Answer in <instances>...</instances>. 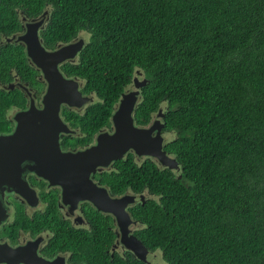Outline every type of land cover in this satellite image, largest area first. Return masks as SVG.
I'll return each instance as SVG.
<instances>
[{
    "label": "trees",
    "instance_id": "16d2710c",
    "mask_svg": "<svg viewBox=\"0 0 264 264\" xmlns=\"http://www.w3.org/2000/svg\"><path fill=\"white\" fill-rule=\"evenodd\" d=\"M39 1L52 7L45 43L89 35L64 67L97 99L74 121V146L110 127L137 70L135 125L167 109L163 134L176 137L165 149L179 171L129 152L104 172L117 193L149 194L131 209L145 247L165 264H264V0ZM80 248L87 264H146L112 257L98 232Z\"/></svg>",
    "mask_w": 264,
    "mask_h": 264
},
{
    "label": "flooded vegetation",
    "instance_id": "af4514ba",
    "mask_svg": "<svg viewBox=\"0 0 264 264\" xmlns=\"http://www.w3.org/2000/svg\"><path fill=\"white\" fill-rule=\"evenodd\" d=\"M8 1L11 0H0V138L10 137L21 129L18 116L33 108L42 111L45 107L48 83L42 69L29 56L28 44L24 37L29 36L33 41L37 36L44 50L50 53L84 39L80 34L68 43L47 44L43 40V34L51 20L50 4L46 3L40 8V12L39 0L33 5H27V8L23 7V4L29 2L17 0L7 7ZM6 8L10 11L6 12ZM77 61L78 56L75 60L65 61L58 66L62 76L66 80H76L82 95L89 98L81 108L60 105L59 117L69 129L59 138L63 153L87 149L96 144L101 133L114 132L111 121L112 125L102 128L86 146H74L77 139L83 138L82 130L75 126L74 121L80 119L97 100L95 95L83 93L82 80L66 73L64 67ZM166 112L167 109L162 106L153 116V121L144 127L153 125L158 119L163 122ZM160 133H163V130ZM131 154L138 163L150 159L139 157L134 152ZM114 162L109 165L107 172L113 170ZM37 166L38 164L32 161L23 163L20 180L15 182V185L0 189V264H87L80 247L84 248L88 237L95 232H98L100 241H105L107 237L112 242V257L114 252H127L121 244L122 233L115 215L99 210L87 199H74V203L67 204L64 201L63 186L53 184L38 174ZM104 172L92 173L87 185H108L112 195L133 198L131 201L125 200L127 212L132 220L130 229L135 234L141 225L133 218L131 209L141 200H146L149 194L144 191L137 195L129 190L124 194L117 193L105 182L107 175ZM74 182L80 183V180L76 179Z\"/></svg>",
    "mask_w": 264,
    "mask_h": 264
},
{
    "label": "water",
    "instance_id": "95a60500",
    "mask_svg": "<svg viewBox=\"0 0 264 264\" xmlns=\"http://www.w3.org/2000/svg\"><path fill=\"white\" fill-rule=\"evenodd\" d=\"M24 40L28 44L29 56L43 71L48 90L44 109L37 111L33 108L21 114L17 117L21 129L10 137L0 138V189L15 185L20 180L23 163L35 162L38 164V174L53 184L63 186L67 204L74 203V199H87L99 210L115 215L122 233L123 248L146 264H157L158 255L149 251L130 229L132 220L127 212L126 200L133 198L112 195L108 185H87L92 173L108 170L112 162L124 159L129 152L139 157H149L163 168L179 171L180 166L167 153L166 138L160 133L165 123L158 119L148 127L135 125L133 116L140 102L141 88L146 84L145 76L136 78L134 89L122 95L112 117V134L103 132L95 145L74 153H63L59 138L69 129L59 117L60 105L81 108L89 98L82 95L76 80H66L62 76L58 66L65 61L75 60L83 50L85 40L72 42L52 53L44 50L37 36L33 41L29 36ZM76 179L80 183H75Z\"/></svg>",
    "mask_w": 264,
    "mask_h": 264
},
{
    "label": "rangeland",
    "instance_id": "374dc122",
    "mask_svg": "<svg viewBox=\"0 0 264 264\" xmlns=\"http://www.w3.org/2000/svg\"><path fill=\"white\" fill-rule=\"evenodd\" d=\"M81 35L84 36V39H85V42H86V38L88 39L89 38V35L87 33H82ZM141 75H144V74L141 71L137 70L135 72V78H134L133 82L135 81L136 78H139V77L143 78V76H141ZM133 89H134V87H133V84H132V85H130L127 88L126 91L129 92V91H132ZM164 136L166 138V142H168V141L174 139L176 137V134H172V135H169V134L166 135V134H164ZM157 255H158V262H157V264H165V262L162 260V258L160 256V254H157Z\"/></svg>",
    "mask_w": 264,
    "mask_h": 264
},
{
    "label": "bare ground",
    "instance_id": "6f19581e",
    "mask_svg": "<svg viewBox=\"0 0 264 264\" xmlns=\"http://www.w3.org/2000/svg\"><path fill=\"white\" fill-rule=\"evenodd\" d=\"M79 40V39H78ZM154 119V118H153ZM151 121H153V120H151ZM112 125V124H111ZM137 125V124H136ZM106 131V130H105ZM144 159V158H143ZM155 161V160H154Z\"/></svg>",
    "mask_w": 264,
    "mask_h": 264
}]
</instances>
